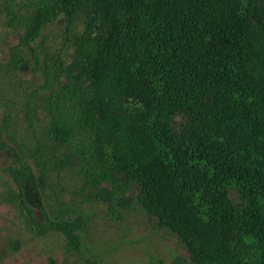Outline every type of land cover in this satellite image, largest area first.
I'll return each mask as SVG.
<instances>
[{
  "label": "trees",
  "instance_id": "16d2710c",
  "mask_svg": "<svg viewBox=\"0 0 264 264\" xmlns=\"http://www.w3.org/2000/svg\"><path fill=\"white\" fill-rule=\"evenodd\" d=\"M29 7L23 42L59 21L72 46L66 62L44 63L47 135L71 151L95 198L125 209L135 187L141 210L194 264H246L251 254L264 264V0ZM14 157L7 174L33 230L79 251L81 219L39 225L30 205L42 204L43 183Z\"/></svg>",
  "mask_w": 264,
  "mask_h": 264
},
{
  "label": "rangeland",
  "instance_id": "374dc122",
  "mask_svg": "<svg viewBox=\"0 0 264 264\" xmlns=\"http://www.w3.org/2000/svg\"><path fill=\"white\" fill-rule=\"evenodd\" d=\"M34 1L0 0V142L7 147L0 148V264H194L178 238L141 210L135 187L126 188L128 208L99 201L71 151L48 138L45 98L52 73L44 63L66 62L72 46L59 21L23 42L20 17ZM14 155L43 183L42 204L30 205L35 221L44 227L81 219L79 251H70L53 230L44 235L33 230L7 174L17 163ZM245 262L254 263V255Z\"/></svg>",
  "mask_w": 264,
  "mask_h": 264
}]
</instances>
